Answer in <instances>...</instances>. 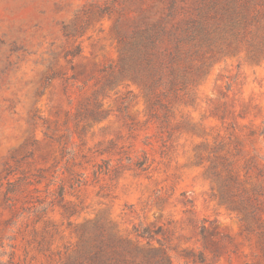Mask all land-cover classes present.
Segmentation results:
<instances>
[{
    "label": "rangeland",
    "instance_id": "obj_1",
    "mask_svg": "<svg viewBox=\"0 0 264 264\" xmlns=\"http://www.w3.org/2000/svg\"><path fill=\"white\" fill-rule=\"evenodd\" d=\"M191 25L204 44L169 63ZM152 27L163 82L180 68L155 90L166 117L119 71L118 34ZM263 36L264 0H0V264H79L97 244L264 264Z\"/></svg>",
    "mask_w": 264,
    "mask_h": 264
},
{
    "label": "trees",
    "instance_id": "obj_2",
    "mask_svg": "<svg viewBox=\"0 0 264 264\" xmlns=\"http://www.w3.org/2000/svg\"><path fill=\"white\" fill-rule=\"evenodd\" d=\"M230 15L232 16H230L228 24L223 28V33H234V35L237 36L239 35L237 31L241 29L243 25V18H239L240 15H235L234 12ZM187 29L188 30L175 29L173 32H169V41L173 44V49L168 55L169 63L181 62L188 59L190 57V51L193 48L200 47L204 44L203 27H194L191 25ZM160 35V31L156 27L139 29L133 39L118 34L117 43L120 45L119 71L122 75L128 74L131 78L147 86L150 107L159 109L162 111L163 117H166L167 106L162 101V97H165V95L163 92L158 93L155 90L163 85L167 88V91H175L180 79V68L177 66L168 68L169 77L163 82L164 74H162V71L158 68L161 64L158 62L160 53L157 52L158 44L161 41ZM205 37L207 38L206 40L211 41L208 33ZM249 46L255 47V44L250 42ZM256 50V53L251 55L252 59H255L257 55H264V36L259 45L256 46ZM134 165L137 169H143L145 162L138 160ZM139 236H149L148 230L143 228ZM105 247L109 248V244H97L94 246L92 252L82 256L79 264H162L161 257H159L161 261L156 260L154 263H151L150 259H153V256L156 257V253H151L153 254L151 257L148 253L141 254L143 263H138L134 259L124 260L122 256L115 254V252L106 251Z\"/></svg>",
    "mask_w": 264,
    "mask_h": 264
}]
</instances>
